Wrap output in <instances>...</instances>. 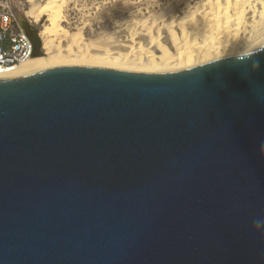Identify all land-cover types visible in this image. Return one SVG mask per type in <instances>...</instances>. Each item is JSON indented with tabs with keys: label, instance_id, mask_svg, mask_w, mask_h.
Here are the masks:
<instances>
[{
	"label": "water",
	"instance_id": "obj_1",
	"mask_svg": "<svg viewBox=\"0 0 264 264\" xmlns=\"http://www.w3.org/2000/svg\"><path fill=\"white\" fill-rule=\"evenodd\" d=\"M0 264H264V48L0 75Z\"/></svg>",
	"mask_w": 264,
	"mask_h": 264
},
{
	"label": "bare ground",
	"instance_id": "obj_2",
	"mask_svg": "<svg viewBox=\"0 0 264 264\" xmlns=\"http://www.w3.org/2000/svg\"><path fill=\"white\" fill-rule=\"evenodd\" d=\"M31 2L33 21H48L38 33L39 53L3 75L62 62L180 70L264 48V0ZM70 12L82 25L73 33L62 24ZM95 20L112 29L87 38L85 28Z\"/></svg>",
	"mask_w": 264,
	"mask_h": 264
},
{
	"label": "built area",
	"instance_id": "obj_3",
	"mask_svg": "<svg viewBox=\"0 0 264 264\" xmlns=\"http://www.w3.org/2000/svg\"><path fill=\"white\" fill-rule=\"evenodd\" d=\"M16 6L15 0H0V75L29 60L33 44L26 33V24L21 13L24 4Z\"/></svg>",
	"mask_w": 264,
	"mask_h": 264
},
{
	"label": "rangeland",
	"instance_id": "obj_4",
	"mask_svg": "<svg viewBox=\"0 0 264 264\" xmlns=\"http://www.w3.org/2000/svg\"><path fill=\"white\" fill-rule=\"evenodd\" d=\"M25 6H24V10L21 13L22 15V19L25 21H29L32 28H34L35 30H37V32H41L44 30V25L48 23L47 17H44L41 21L39 22H35L33 21V18H31L28 14L29 10L31 9L33 3L31 1H36V3L38 1L43 2L44 0H20ZM46 1V0H45ZM163 1H169V0H163ZM18 1L15 0L14 4L17 6L18 5ZM77 12H70L69 13V20L70 22H63V26L68 29L70 32H77V28L81 27L82 25L80 24V20L79 19V15L76 14ZM69 23V24H68ZM109 25V26H108ZM70 26V28H69ZM112 29L111 25L108 22H99V21H92V25L90 26H86L85 28V36L87 38L90 39H94L95 36H97L100 32L103 31H108L109 29ZM110 29V30H111ZM109 30V31H110Z\"/></svg>",
	"mask_w": 264,
	"mask_h": 264
},
{
	"label": "clouds",
	"instance_id": "obj_5",
	"mask_svg": "<svg viewBox=\"0 0 264 264\" xmlns=\"http://www.w3.org/2000/svg\"><path fill=\"white\" fill-rule=\"evenodd\" d=\"M255 65H256V66H258V62H257V63H255Z\"/></svg>",
	"mask_w": 264,
	"mask_h": 264
}]
</instances>
